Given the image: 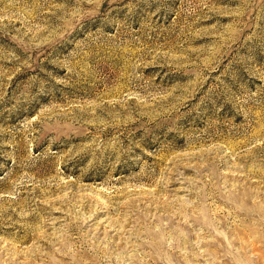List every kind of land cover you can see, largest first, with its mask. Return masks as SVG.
I'll list each match as a JSON object with an SVG mask.
<instances>
[{"label": "rangeland", "instance_id": "obj_1", "mask_svg": "<svg viewBox=\"0 0 264 264\" xmlns=\"http://www.w3.org/2000/svg\"><path fill=\"white\" fill-rule=\"evenodd\" d=\"M0 264H264V0H0Z\"/></svg>", "mask_w": 264, "mask_h": 264}]
</instances>
